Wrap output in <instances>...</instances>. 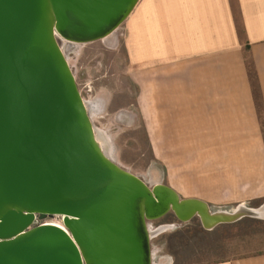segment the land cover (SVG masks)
Instances as JSON below:
<instances>
[{"label": "water", "instance_id": "95a60500", "mask_svg": "<svg viewBox=\"0 0 264 264\" xmlns=\"http://www.w3.org/2000/svg\"><path fill=\"white\" fill-rule=\"evenodd\" d=\"M139 1L0 0V264H153L151 221L260 214L150 185L98 140L60 41L110 37Z\"/></svg>", "mask_w": 264, "mask_h": 264}, {"label": "crops", "instance_id": "0c3cea01", "mask_svg": "<svg viewBox=\"0 0 264 264\" xmlns=\"http://www.w3.org/2000/svg\"><path fill=\"white\" fill-rule=\"evenodd\" d=\"M125 27L159 183L214 209L263 201L264 0H140ZM196 264H264V251Z\"/></svg>", "mask_w": 264, "mask_h": 264}, {"label": "rangeland", "instance_id": "374dc122", "mask_svg": "<svg viewBox=\"0 0 264 264\" xmlns=\"http://www.w3.org/2000/svg\"><path fill=\"white\" fill-rule=\"evenodd\" d=\"M125 22L108 38L88 44L60 41L85 100L98 140L121 167L155 185L163 168L148 144L136 107L125 50ZM132 112L135 117H121ZM137 114V116H136ZM238 206L224 207L233 211ZM260 212L214 229L204 228L199 217L181 222L174 213L149 222L153 264H196L264 251V200L246 205ZM216 210L218 208H215ZM221 209V208H220ZM55 223H61L55 218ZM162 231H157L161 229Z\"/></svg>", "mask_w": 264, "mask_h": 264}, {"label": "built area", "instance_id": "2783aa9c", "mask_svg": "<svg viewBox=\"0 0 264 264\" xmlns=\"http://www.w3.org/2000/svg\"><path fill=\"white\" fill-rule=\"evenodd\" d=\"M42 224L62 225V221H61V223L58 224V223L53 222L52 219H47V220H44Z\"/></svg>", "mask_w": 264, "mask_h": 264}, {"label": "flooded vegetation", "instance_id": "af4514ba", "mask_svg": "<svg viewBox=\"0 0 264 264\" xmlns=\"http://www.w3.org/2000/svg\"><path fill=\"white\" fill-rule=\"evenodd\" d=\"M55 219L57 220V221H62V218L61 217H59V216H57V217H55ZM43 223V221H41V220H37V225H41Z\"/></svg>", "mask_w": 264, "mask_h": 264}, {"label": "bare ground", "instance_id": "6f19581e", "mask_svg": "<svg viewBox=\"0 0 264 264\" xmlns=\"http://www.w3.org/2000/svg\"><path fill=\"white\" fill-rule=\"evenodd\" d=\"M157 231H162V228L161 229H158Z\"/></svg>", "mask_w": 264, "mask_h": 264}]
</instances>
